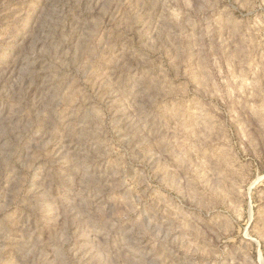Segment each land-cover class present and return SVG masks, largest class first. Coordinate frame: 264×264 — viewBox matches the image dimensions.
<instances>
[{"label":"rangeland","instance_id":"374dc122","mask_svg":"<svg viewBox=\"0 0 264 264\" xmlns=\"http://www.w3.org/2000/svg\"><path fill=\"white\" fill-rule=\"evenodd\" d=\"M0 264H264V0H0Z\"/></svg>","mask_w":264,"mask_h":264}]
</instances>
